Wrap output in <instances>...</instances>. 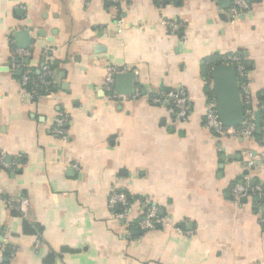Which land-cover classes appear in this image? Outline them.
Masks as SVG:
<instances>
[{
    "label": "crops",
    "instance_id": "crops-1",
    "mask_svg": "<svg viewBox=\"0 0 264 264\" xmlns=\"http://www.w3.org/2000/svg\"><path fill=\"white\" fill-rule=\"evenodd\" d=\"M221 1L0 0L2 264H264V197H232L236 184L264 189V0H246L234 23ZM164 19L184 27L172 35ZM29 29L30 46L17 47ZM231 53L244 59L261 139L205 128L207 61ZM109 67L133 75V95L108 99ZM176 90L189 98L185 121L153 102ZM59 115L67 142L52 133ZM113 191L133 198L128 218L109 208ZM21 198L26 219L6 206ZM152 207L160 223L145 231Z\"/></svg>",
    "mask_w": 264,
    "mask_h": 264
},
{
    "label": "built area",
    "instance_id": "built-area-1",
    "mask_svg": "<svg viewBox=\"0 0 264 264\" xmlns=\"http://www.w3.org/2000/svg\"><path fill=\"white\" fill-rule=\"evenodd\" d=\"M106 3L112 6H120L122 4L127 3L129 0H104ZM161 6L163 7L167 0H159ZM248 3L246 0H232L231 6L227 11L229 20L231 23L236 22L237 19L241 16V14L248 10ZM162 26L165 27L168 32L172 35H177L182 29L183 25L180 23H176L171 20L164 19L162 22ZM15 56H24L25 53L21 51H16L14 53ZM13 55V56H14ZM223 63L230 64L235 66L238 77H239V86L241 90V100L244 107V123L239 128H225L218 116L215 105L209 104L205 107L204 110V123L205 128L208 131H212L218 135H235L242 136L245 138L252 139L256 136V123H255V115L256 112H260L261 110L256 107L254 104V97L252 94L251 85L247 78V70L244 59L239 54H228L224 56ZM121 71L117 68L109 67L107 69L106 74V82L105 89L108 94V99L117 100L122 99L123 97L117 94L115 90L116 85V76ZM30 77L28 75L24 76L21 79V86L24 89L29 84ZM154 103L160 104L162 102L171 103L174 107L178 118L182 121H185L189 117L190 112V104L189 98L187 94L183 90H176L174 92L169 93L168 95L156 97L153 100ZM68 118L66 116L59 115L53 124L52 133L59 137L64 142L68 141V130H67ZM252 188L247 183L236 184L232 189V197L235 202H241L243 199H246L249 196ZM254 190L258 193V198L262 199L264 197V190L261 187H256ZM1 195V193H0ZM109 208L113 210L115 207H121V216L124 218H128L131 216V201L128 196L124 193L113 191L109 195ZM6 206L8 209L12 211H16L19 213L22 218H27L28 216V207L29 201L26 198H21L17 201H13L10 199L6 200ZM158 218V210L156 207H152L148 210L145 218H143L140 222L141 228L145 231L154 230L159 224ZM262 224L264 225V215L262 217ZM40 246V242H37L36 247ZM4 252V248L0 247V264L3 263L2 253Z\"/></svg>",
    "mask_w": 264,
    "mask_h": 264
},
{
    "label": "water",
    "instance_id": "water-1",
    "mask_svg": "<svg viewBox=\"0 0 264 264\" xmlns=\"http://www.w3.org/2000/svg\"><path fill=\"white\" fill-rule=\"evenodd\" d=\"M232 0H222L221 8L229 9ZM32 30L17 32L14 34L15 40L25 41L17 44L21 49H27L31 44ZM22 71H19L21 75ZM211 80L213 83V91L215 96V108L217 110L219 119L225 128H239L244 123V107L241 100V90L239 86V77L235 66L230 64H217L212 67L210 71ZM116 89L119 95L130 96L134 93L133 75L131 73L118 74L116 76ZM261 113L256 112L255 123L257 127L256 134L261 139L262 120ZM225 159V157H223ZM223 168V166H222ZM255 183L252 182L251 185ZM264 190V189H263ZM5 254L11 255L12 249L7 248ZM8 263L9 259L3 260Z\"/></svg>",
    "mask_w": 264,
    "mask_h": 264
},
{
    "label": "trees",
    "instance_id": "trees-1",
    "mask_svg": "<svg viewBox=\"0 0 264 264\" xmlns=\"http://www.w3.org/2000/svg\"><path fill=\"white\" fill-rule=\"evenodd\" d=\"M224 61H223V58L222 59H219V58H216V57H213L212 59H209V61H207V69H208V71L210 70L211 71V69H212V67H214L215 65H217V64H221V63H223ZM209 78L211 79V76H209ZM253 198L254 200H258V201H261V200H259V198H258V193H257V191L256 190H254V189H252L251 191H250V193H249V196L246 198V199H249V198ZM129 198V200L131 201V200H133V198L132 197H128ZM15 212V214L16 215H20L19 213H17L16 211H14Z\"/></svg>",
    "mask_w": 264,
    "mask_h": 264
}]
</instances>
